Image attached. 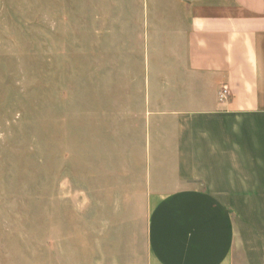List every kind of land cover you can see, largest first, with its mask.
<instances>
[{
	"label": "crops",
	"instance_id": "0c3cea01",
	"mask_svg": "<svg viewBox=\"0 0 264 264\" xmlns=\"http://www.w3.org/2000/svg\"><path fill=\"white\" fill-rule=\"evenodd\" d=\"M138 4L148 174L135 264H264V0ZM32 201L28 182H0V264H69Z\"/></svg>",
	"mask_w": 264,
	"mask_h": 264
},
{
	"label": "rangeland",
	"instance_id": "374dc122",
	"mask_svg": "<svg viewBox=\"0 0 264 264\" xmlns=\"http://www.w3.org/2000/svg\"><path fill=\"white\" fill-rule=\"evenodd\" d=\"M140 10L0 0V182L30 184L34 218L60 227L69 264L146 252Z\"/></svg>",
	"mask_w": 264,
	"mask_h": 264
},
{
	"label": "built area",
	"instance_id": "2783aa9c",
	"mask_svg": "<svg viewBox=\"0 0 264 264\" xmlns=\"http://www.w3.org/2000/svg\"><path fill=\"white\" fill-rule=\"evenodd\" d=\"M220 93H221V98L222 99L223 98H227L228 95L230 94L227 87H223V89H222V91Z\"/></svg>",
	"mask_w": 264,
	"mask_h": 264
}]
</instances>
